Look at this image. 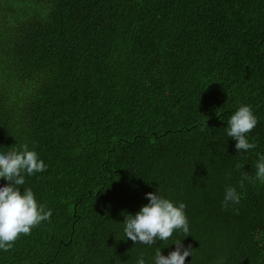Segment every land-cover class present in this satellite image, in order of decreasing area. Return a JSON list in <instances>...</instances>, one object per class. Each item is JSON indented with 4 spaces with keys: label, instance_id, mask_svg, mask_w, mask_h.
<instances>
[{
    "label": "trees",
    "instance_id": "obj_1",
    "mask_svg": "<svg viewBox=\"0 0 264 264\" xmlns=\"http://www.w3.org/2000/svg\"><path fill=\"white\" fill-rule=\"evenodd\" d=\"M241 104L259 120L243 154ZM25 143L47 169L21 187L53 214L0 264H135L176 239L185 264H264V180L239 184L264 154V0H0V145ZM158 188L190 235L134 245L121 213Z\"/></svg>",
    "mask_w": 264,
    "mask_h": 264
},
{
    "label": "clouds",
    "instance_id": "obj_2",
    "mask_svg": "<svg viewBox=\"0 0 264 264\" xmlns=\"http://www.w3.org/2000/svg\"><path fill=\"white\" fill-rule=\"evenodd\" d=\"M259 120L253 108L241 104L227 121L226 134L235 140V149L247 153L256 147L249 134L257 126ZM238 169L243 165L237 164ZM255 177L244 171L241 172L240 188L245 181L264 180V154L259 156L255 164ZM47 169L45 161L28 144L19 147L0 145V178L7 181L0 183V250L8 251L21 234L28 235L33 227L52 217V209L39 202L36 194L25 185L26 175L32 176ZM242 193L235 186L225 188L222 206L227 209L230 205L239 204ZM148 203L141 206L135 214L122 212L124 220L118 223L122 227L123 236L135 244L146 246L156 245L158 241L167 242L176 233L190 235V221L187 205L163 194L158 188L147 192ZM172 245L175 250L167 255L162 254V247H156L155 254L146 258L141 253L135 264H185L186 258L192 256L191 245H185L184 239H176ZM217 264H225L223 258Z\"/></svg>",
    "mask_w": 264,
    "mask_h": 264
}]
</instances>
